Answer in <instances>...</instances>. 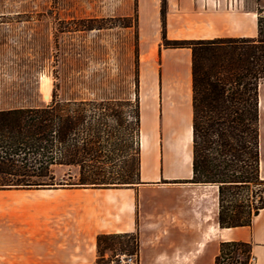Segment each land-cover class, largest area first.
Segmentation results:
<instances>
[{"label":"crops","instance_id":"obj_1","mask_svg":"<svg viewBox=\"0 0 264 264\" xmlns=\"http://www.w3.org/2000/svg\"><path fill=\"white\" fill-rule=\"evenodd\" d=\"M134 3L141 60L151 65L159 59L158 74L153 71L146 89L143 76L138 94L139 183L0 189V264H97L98 234L134 231L140 240L171 245L139 249L137 264H194L193 255L204 252L214 264L224 241L250 243L254 263L264 264V208L250 225L222 228L217 185L186 181L192 177L190 49L160 46V0ZM258 8L264 0H167L166 37L253 38ZM144 108L152 117L147 125ZM258 131L264 179V80L258 84Z\"/></svg>","mask_w":264,"mask_h":264},{"label":"trees","instance_id":"obj_2","mask_svg":"<svg viewBox=\"0 0 264 264\" xmlns=\"http://www.w3.org/2000/svg\"><path fill=\"white\" fill-rule=\"evenodd\" d=\"M166 7L167 1L160 0V46L189 48L191 53L192 177L186 181L217 185L220 227L250 225L264 208L258 131L264 8L257 9L253 38L169 39ZM132 21L136 27V13ZM130 114L138 138L136 155L131 152L134 140L125 134ZM139 133L137 94L134 102L130 98L61 100L54 87L47 104L0 108V189L139 183ZM71 166L78 169L74 182L70 172L56 177L55 168ZM139 249L138 231L100 233L96 263L118 261L122 254L138 259ZM250 257V243L224 241L214 264H247Z\"/></svg>","mask_w":264,"mask_h":264},{"label":"rangeland","instance_id":"obj_3","mask_svg":"<svg viewBox=\"0 0 264 264\" xmlns=\"http://www.w3.org/2000/svg\"><path fill=\"white\" fill-rule=\"evenodd\" d=\"M134 13V0H0V108L47 104L54 87L61 100L130 98L134 102L142 77L145 89L149 88L153 71H159L158 56L151 65L141 60ZM146 112L144 108L143 125L152 119ZM127 121L131 124L125 134L134 140L131 152L136 155L132 114ZM77 170L58 167L54 172L57 178L70 172L74 182ZM170 247L169 242L140 240V252ZM126 256L109 264H127ZM208 257L207 252L193 255V262L209 263ZM133 264H137L134 256Z\"/></svg>","mask_w":264,"mask_h":264},{"label":"built area","instance_id":"obj_4","mask_svg":"<svg viewBox=\"0 0 264 264\" xmlns=\"http://www.w3.org/2000/svg\"><path fill=\"white\" fill-rule=\"evenodd\" d=\"M125 262H126L127 264H133V256H130V255H129V256H126V257H125ZM247 264H255V263H254V259L250 257V259H249V261H248Z\"/></svg>","mask_w":264,"mask_h":264},{"label":"bare ground","instance_id":"obj_5","mask_svg":"<svg viewBox=\"0 0 264 264\" xmlns=\"http://www.w3.org/2000/svg\"><path fill=\"white\" fill-rule=\"evenodd\" d=\"M44 95H45V97H44L45 100L49 99V95L48 94H44Z\"/></svg>","mask_w":264,"mask_h":264},{"label":"water","instance_id":"obj_6","mask_svg":"<svg viewBox=\"0 0 264 264\" xmlns=\"http://www.w3.org/2000/svg\"><path fill=\"white\" fill-rule=\"evenodd\" d=\"M43 97H45V95H43Z\"/></svg>","mask_w":264,"mask_h":264}]
</instances>
